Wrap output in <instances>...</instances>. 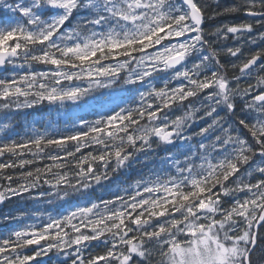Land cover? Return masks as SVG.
<instances>
[{
	"label": "snow or ice",
	"instance_id": "6c2138e0",
	"mask_svg": "<svg viewBox=\"0 0 264 264\" xmlns=\"http://www.w3.org/2000/svg\"><path fill=\"white\" fill-rule=\"evenodd\" d=\"M0 72V264H264V0H0Z\"/></svg>",
	"mask_w": 264,
	"mask_h": 264
},
{
	"label": "trees",
	"instance_id": "16d2710c",
	"mask_svg": "<svg viewBox=\"0 0 264 264\" xmlns=\"http://www.w3.org/2000/svg\"><path fill=\"white\" fill-rule=\"evenodd\" d=\"M245 51H248V49H245ZM232 75V73L231 72H229V76H231ZM30 114H31V116H33V117H37V116H40V115H42V114H46V112H43L42 111V108L41 109H39V110H29L28 111ZM176 114H178V113H173L172 115H176ZM21 119H19V121H20ZM24 122V121H23ZM18 130H20V131H22L23 130V123H21V124H19L18 125ZM85 151H87V150H85ZM158 152H159V155H163L164 154V152H163V150L161 149V150H158ZM48 161H45V163H47ZM156 163H158V161H153L152 163H149L147 166H140V165H137V166H135L134 168H132V169H129L128 171H127V177H128V181H129V183H131L132 181H134L139 175H141V174H143V173H146L147 171H148V169L149 168H151V167H153V165L154 164H156ZM95 196H97V197H104V198H107V196H108V194H107V192H105L104 190H102V189H98L97 191H96V193H95ZM17 202H19V200L18 199H15ZM31 202V201H30ZM32 203V202H31ZM72 204H74V201H69V204H66V205H64V207H69L70 205H72ZM263 230V229H262Z\"/></svg>",
	"mask_w": 264,
	"mask_h": 264
},
{
	"label": "rangeland",
	"instance_id": "374dc122",
	"mask_svg": "<svg viewBox=\"0 0 264 264\" xmlns=\"http://www.w3.org/2000/svg\"><path fill=\"white\" fill-rule=\"evenodd\" d=\"M225 2H229V0H225ZM100 92H105V90L101 89ZM96 95H97L98 98H101V97H102V96L99 95V93H97ZM27 111H29V110H27ZM42 111H43V112H47V109H46V108H42ZM178 114H179V113H178ZM24 118H25V115L23 114L21 120L19 121V124L23 123ZM87 118H93V117L89 116V117H87ZM19 124H18V125H19ZM33 207H34V205L32 204L30 207H27V208H25V209H31V208H33ZM35 207H39L40 209H44V208H46V207H48V206L45 205V204H39V205H36ZM64 208H68V207H64ZM8 226H9V227H12V225H8ZM261 235L264 236V229L261 231ZM40 259H42V258H40Z\"/></svg>",
	"mask_w": 264,
	"mask_h": 264
}]
</instances>
